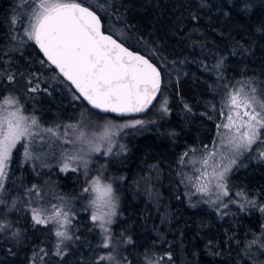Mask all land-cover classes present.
<instances>
[{"label":"trees","instance_id":"obj_1","mask_svg":"<svg viewBox=\"0 0 264 264\" xmlns=\"http://www.w3.org/2000/svg\"><path fill=\"white\" fill-rule=\"evenodd\" d=\"M68 1L93 8L105 31L149 56L162 71L161 93L137 115L144 122L119 135L121 144L111 153L96 154L87 169L73 163L62 171L73 144L64 142L60 129H95L91 119L132 116L101 113L77 99L34 40L21 46L13 39L17 0H0V97L15 95L43 128L59 126L60 132H41L43 139L13 149L0 193V222L9 225L0 230V264H97L109 252L115 259L99 264H264V145L254 144L236 160L226 179L228 195L215 202L197 191L188 164L214 137L230 92L254 87L257 99H264V0ZM18 61L24 69L13 66ZM36 83L40 91L33 93ZM162 97L169 111L159 115ZM97 174L116 197L107 249L99 223L90 219L91 195L83 192L86 179ZM138 177L147 180L135 188ZM147 185L159 190V204L149 199ZM51 205L70 210L71 240L56 237L55 223L33 221V208L51 215Z\"/></svg>","mask_w":264,"mask_h":264},{"label":"snow or ice","instance_id":"obj_2","mask_svg":"<svg viewBox=\"0 0 264 264\" xmlns=\"http://www.w3.org/2000/svg\"><path fill=\"white\" fill-rule=\"evenodd\" d=\"M29 7L30 23L25 34L29 40H34L39 45L47 60L59 69L71 85L75 86L79 93L77 99L82 97L92 109L104 113L143 112L151 104L160 91V71L148 59L129 51L111 35H105L101 31L99 17L89 7L82 6L79 2H68V0H34ZM7 79L13 81L14 76L8 75ZM29 90L33 93L38 92L40 86L36 83ZM0 101H2L0 103V193H3L6 191L7 169L13 149L22 141L31 143L37 138L43 139L41 132L47 133L50 137H58L60 132L59 126L42 128L35 116L24 115L23 105L19 98L2 96ZM227 107L229 109L226 115L227 122L217 125L218 129L222 127L234 133L227 138V143L236 152L241 149L249 150L258 142L259 145H264V132H262L264 130V99H257L256 89L253 87L246 92L241 88L230 92ZM164 111H167V108H164ZM221 115L225 113L222 111ZM142 123L143 121L136 120L134 125ZM71 127V125L67 126V128ZM63 135L64 137L69 135L67 129ZM82 136L83 134L81 138ZM64 142L74 143L69 139H65ZM93 150L99 151L100 149L97 146ZM109 151H111L110 148ZM217 154L215 150L208 152L202 162L205 171L201 173V176L207 179L208 184L215 180V187L222 195L227 196L225 177L236 161L231 159L228 164L224 165L213 163L212 173L209 176L207 171L209 161ZM219 154L223 157L222 153ZM28 155L25 146V156ZM187 155L188 153H184V156ZM260 156L264 157V151L260 152ZM68 159L75 160L82 159V157L69 156ZM181 162H183V157ZM84 167L87 169L86 161ZM68 168L69 164L65 163L61 170L66 171ZM76 170V168L72 169V171ZM85 176L87 177V171H85ZM86 184L88 186L83 188L84 193L90 195L97 193L96 197L90 200V205L96 209L92 212L90 219L94 224L99 222L98 226L104 234L101 247L110 248L111 236L107 225L112 223L111 217L116 214V197L113 194L112 185L102 184L99 175L86 179ZM34 189H36L35 185L28 191L32 192ZM197 191L207 193L209 187L201 183ZM0 203L3 201L0 200ZM250 203L254 202L250 201ZM224 206L227 207V204ZM51 207L53 209L51 215H45L43 209L33 208V221L35 224L55 223L56 237L61 241L71 240L72 236L67 231V227L72 224L70 210L65 211L63 206L51 205ZM104 208L108 210L104 211ZM261 211L264 212V207ZM7 227L9 225L0 222V230ZM128 242H131L130 238ZM261 247H264V243ZM60 254L58 248L56 255ZM114 259L109 252L107 255H101L97 264Z\"/></svg>","mask_w":264,"mask_h":264},{"label":"rangeland","instance_id":"obj_3","mask_svg":"<svg viewBox=\"0 0 264 264\" xmlns=\"http://www.w3.org/2000/svg\"><path fill=\"white\" fill-rule=\"evenodd\" d=\"M33 3L34 0H17L16 2L17 8L15 14L13 15L14 24L12 30V37L13 39H17L18 41H20L19 42L20 44L23 43L21 44V46H24V42L29 40L25 33H26V29L29 28V23H30L31 11L29 5H32ZM23 18H25L23 21H19V19L22 20ZM13 66L15 68L18 67L20 70L24 69L23 63L22 62L20 63L19 61L15 63ZM15 82H16V86L23 90L22 88L23 80L21 78H18ZM4 96L16 97L13 94H6ZM166 98L167 97H162L160 99L159 104L157 105L156 111L159 115L167 114L169 111L168 101ZM0 103H2V101H0ZM164 108H167V111H164ZM222 111L225 113V115H221ZM228 111L229 109L226 105L225 111L221 109V111L219 112L218 121L216 122L215 135L210 142L203 145V147L201 148V154H199L198 158L196 159V162L193 161L192 159L188 161V164L193 166L189 173V177L191 178L192 183L195 185L196 189L199 187L201 183L207 184L209 187V191L204 194H206L213 202L218 201L222 193L219 191V189L215 187L216 184L215 180H212L211 184H208L207 179L201 176V173L205 171L202 162L207 156L208 152L213 150L218 152L217 156H215L209 161V166L207 168V171L209 173V176H211L213 163H221L222 165L228 164L231 159H235L236 161L241 155L244 154V151H246L244 149H241L239 152H236L232 148V146L227 143V138L231 137L234 133L229 132L227 129H224L222 127L219 129L217 127V125H222L223 123L227 122L226 115ZM23 114L29 117L34 116L33 113H26L24 110H23ZM136 120H140L144 122V119H142L139 116L127 117L124 121L121 122H115V120L112 118H106L101 123L96 121V119H91L88 125L95 124L98 125V127H96L95 129H88V128L85 129L78 126V127H74L70 131H68L67 129V131L71 134V137H69V135L67 137H64L63 133L65 132L66 129L63 128L60 129V131L63 130L62 131L63 138L74 141V143H71L73 144L72 146L73 152L71 156L82 157V159H75V160H69L65 158L64 163H68V164L74 163L75 165L84 167V162L86 161L87 166H89V164H91L92 162L93 157L96 154L107 155L111 153L116 146H119L121 144L120 141L121 138H118L119 135L122 136V134H125L127 128L133 127V126H125V125H134V122ZM38 124L43 128V126L39 123V121ZM136 125L138 124H135L134 126ZM81 134H83L82 138H81ZM222 140L223 143H221ZM97 146L99 147L100 150L94 151L93 149L96 148ZM109 148L111 149V151H109ZM219 153H222L223 157ZM157 172H156L157 174L156 178H159L158 176H160L159 175L160 173ZM98 175L99 174L91 175L89 179L95 178ZM227 175L228 173L226 174L225 177V183H226ZM198 177L199 179H197ZM101 179H102V184H109L102 177ZM144 179L147 180L146 178L138 177L134 182L135 188L139 187L138 185L139 182L145 181ZM146 190L149 191L147 192V194L149 195V199L151 198L154 200L153 202L159 204L161 200V195L159 194L160 193L159 190L154 189L151 192V187L149 188L148 185L146 186ZM96 195L97 193H92L91 199L95 198ZM103 210L107 211L108 209L104 208ZM94 211H96V209L92 207L91 214ZM112 218L113 216L111 217V219ZM166 218L167 217L165 216L163 219L166 220Z\"/></svg>","mask_w":264,"mask_h":264},{"label":"water","instance_id":"obj_4","mask_svg":"<svg viewBox=\"0 0 264 264\" xmlns=\"http://www.w3.org/2000/svg\"><path fill=\"white\" fill-rule=\"evenodd\" d=\"M68 2H77V1H68ZM81 3V2H79ZM82 6H85V7H89L90 10L94 11L96 13V15L99 17L100 21H101V31L105 34V35H111L114 39L117 40L118 43H122L124 47H126L129 51L135 53V54H138V55H141L143 56L145 59H148L150 63H152L154 66H156L158 68V70L160 71L161 73V86H160V91L156 94V97L152 100L151 104H149L147 106V108L143 111V112H130V113H124V114H120V113H111V112H108V114H113L117 117H127V116H137V115H143L145 114L146 112H148L152 107L153 105L156 103V101L158 100L159 96H160V93H161V89H162V84H163V75H162V71L160 69V67L149 57L147 56L146 54L140 52V51H137V50H134L132 49L131 47H129L128 45H126L123 41H121L118 37H116L115 35H113L112 33L108 32V31H105L104 28H103V22H102V19L100 18L99 14L93 9L91 8L90 6L84 4V3H81ZM35 42V41H34ZM36 44V43H35ZM37 48L39 50V52L44 56L42 50L39 48V45H37ZM44 58L47 60V57L44 56ZM48 61V60H47ZM50 64L51 62L48 61ZM52 65V64H51ZM52 67H54L57 72L59 73L60 76H62L66 81L67 79L59 72V69H57L55 67V65H52ZM68 83H70L71 85V82L70 81H67ZM73 87V89L78 93V91L75 89V86L74 85H71ZM79 94V93H78ZM82 98V97H81ZM83 99V98H82ZM84 100V99H83ZM85 101V100H84ZM87 103V101H85ZM88 104V103H87ZM90 106V105H89ZM97 110V109H96ZM99 112H101L100 110H97ZM101 113H104V112H101Z\"/></svg>","mask_w":264,"mask_h":264}]
</instances>
